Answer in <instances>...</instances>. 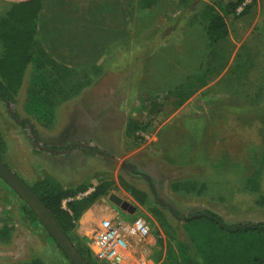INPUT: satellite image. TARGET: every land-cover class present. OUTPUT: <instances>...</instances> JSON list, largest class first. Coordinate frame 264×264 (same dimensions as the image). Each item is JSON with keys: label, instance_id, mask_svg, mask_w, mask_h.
<instances>
[{"label": "rangeland", "instance_id": "rangeland-1", "mask_svg": "<svg viewBox=\"0 0 264 264\" xmlns=\"http://www.w3.org/2000/svg\"><path fill=\"white\" fill-rule=\"evenodd\" d=\"M237 1L159 0L148 13L135 12L144 24L135 25L132 60L129 50L126 60L119 53L109 74L65 69L36 46L15 103L28 126L0 100V157L28 185L48 176L65 188L90 184L76 196L81 199L100 181L111 183L74 224L95 259L96 236L107 223L130 230L141 221L147 228L143 235L127 231L123 264H170L168 245L187 237L180 222L200 211L228 223L264 222L257 205L264 196V0H245L237 9L252 5L241 19L247 33L232 52L215 58V81L194 91L185 86L210 50L208 8L223 14ZM10 8L0 3V18ZM179 88L186 96L176 106L179 98L171 95ZM33 131L49 147L75 148L37 153ZM254 175L256 189L248 183ZM131 188L145 192L146 203ZM27 209L0 178V264H66Z\"/></svg>", "mask_w": 264, "mask_h": 264}, {"label": "trees", "instance_id": "trees-1", "mask_svg": "<svg viewBox=\"0 0 264 264\" xmlns=\"http://www.w3.org/2000/svg\"><path fill=\"white\" fill-rule=\"evenodd\" d=\"M153 1L155 0H150L149 4L152 5ZM244 1L230 3L224 9L223 14L208 8L206 34L210 41V50L205 57L200 73L193 80L189 79L186 82L187 88H193L194 91L195 88H202L215 81V77L211 73L215 58L220 55L222 50L230 49L228 52H232L237 43L243 40L247 32L241 33V19L252 9V5H244L240 12L237 11ZM40 2L41 0H31L15 4L5 16L0 18V43L4 47V54L0 58V100L7 105L10 116L25 127L28 126L27 122L21 120L15 109V103L27 69L34 60V49L39 46L37 16ZM244 44L240 47L241 49ZM185 93L186 90L181 88L172 93L171 96L179 98L176 106L185 101ZM32 142L35 152L52 155L71 152L76 145L71 144L66 148L49 147L34 131ZM262 164H264V154ZM256 178L257 176L254 175L248 182L252 189H256L258 186ZM89 185L65 188L54 178L48 176L29 186L46 204L87 262L89 264H107L95 259L91 250L74 233L75 221L99 197L106 194L111 183L100 181L87 197L76 199L79 193L89 191L91 188ZM130 191L137 201L141 204L146 203L148 195L145 192L136 188H131ZM69 199L73 200L67 201ZM65 201H67L66 208L64 207ZM257 205L264 207V196H260ZM26 213L32 220L39 221L30 208L26 210ZM180 224L187 237L178 240L176 247L172 244L168 245V262L170 264H264V222L228 223L219 214L203 210L182 220ZM179 236H173V241H176ZM52 242L62 252L66 264H73L53 239ZM19 264L46 263L40 259H33Z\"/></svg>", "mask_w": 264, "mask_h": 264}, {"label": "crops", "instance_id": "crops-1", "mask_svg": "<svg viewBox=\"0 0 264 264\" xmlns=\"http://www.w3.org/2000/svg\"><path fill=\"white\" fill-rule=\"evenodd\" d=\"M28 1L31 0H0V3L12 7ZM149 1L41 0L37 16L41 53L71 71L96 68L102 75L109 74L114 67L117 70L119 53H125L121 59L126 60L129 50L132 60L135 25L138 28V24H144L135 12L143 15L159 3L155 0L150 5Z\"/></svg>", "mask_w": 264, "mask_h": 264}, {"label": "water", "instance_id": "water-1", "mask_svg": "<svg viewBox=\"0 0 264 264\" xmlns=\"http://www.w3.org/2000/svg\"><path fill=\"white\" fill-rule=\"evenodd\" d=\"M0 178L28 205L73 264H89L36 192L0 159ZM118 204L121 199L115 198Z\"/></svg>", "mask_w": 264, "mask_h": 264}, {"label": "built area", "instance_id": "built-area-1", "mask_svg": "<svg viewBox=\"0 0 264 264\" xmlns=\"http://www.w3.org/2000/svg\"><path fill=\"white\" fill-rule=\"evenodd\" d=\"M127 231H134L136 234H146L147 228L141 221L137 222L134 228L128 230L123 224H106L96 236V257L100 262L107 264H123L125 253L128 250L126 242Z\"/></svg>", "mask_w": 264, "mask_h": 264}]
</instances>
